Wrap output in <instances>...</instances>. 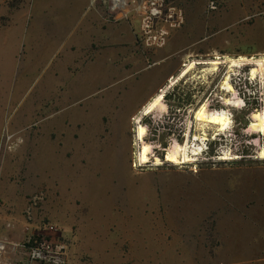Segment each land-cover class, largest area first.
Listing matches in <instances>:
<instances>
[{"label":"rangeland","instance_id":"374dc122","mask_svg":"<svg viewBox=\"0 0 264 264\" xmlns=\"http://www.w3.org/2000/svg\"><path fill=\"white\" fill-rule=\"evenodd\" d=\"M151 1L116 6L114 0H0V193L9 194L4 184L10 181L37 191L17 210L0 198V264H54L32 258L31 235L66 245V264H97L87 256L71 261L78 227L59 209L65 205L59 186L67 202L88 193L130 212L134 223L126 225L128 233L111 226L108 234L107 225L121 220L115 216L94 221L108 222L101 237L113 249L112 264H264V160L258 159L264 134L250 129L253 114L264 110V86L260 78L251 79V65L235 68L230 83L236 95L222 90L227 64L206 76L210 67L198 65L168 89L166 110L152 112L157 120L170 119L172 130L186 120L188 163L150 166L168 154L160 123L159 133L153 130L155 136L149 137L156 145L149 166L131 165L132 131L126 151L95 148L86 175L69 169L64 143L75 113L89 114L100 104L96 107H106L103 115L127 117L139 99L157 84L159 93L192 61L264 60V0H156L158 13L150 24L153 35L166 33L161 41L149 40L144 31ZM101 63L108 67L107 80L104 75L95 81L98 88L86 99L74 96L80 72ZM232 95L244 103L225 104ZM121 101L129 102L125 109ZM206 102L211 110H227L234 123L226 134L207 132L204 141L193 117ZM176 142L183 146L185 138ZM204 143L207 149L192 152ZM230 150L233 157L217 158ZM162 254L168 258L161 259Z\"/></svg>","mask_w":264,"mask_h":264},{"label":"crops","instance_id":"0c3cea01","mask_svg":"<svg viewBox=\"0 0 264 264\" xmlns=\"http://www.w3.org/2000/svg\"><path fill=\"white\" fill-rule=\"evenodd\" d=\"M107 68L108 67H106L105 64L103 65V63L100 65L95 64L86 66L84 71L80 72L83 76L81 75L80 78L78 77V80L76 77V81L73 83L72 94L80 97L79 99H86L89 97V95L96 88H98V86L94 85L95 81L101 80L104 78V75L105 79L108 76ZM160 87L161 86L157 84L156 88L149 91L147 96L143 97L141 100L139 99L138 101L140 102L136 105L137 109L131 111L127 117H124L119 113L103 115L101 113L106 107L97 108L96 106H101L100 104H95L94 106L92 105L93 108H90L91 113L89 114L75 113L70 121V123H72L69 127L70 137L68 142L64 143V148L65 150L67 148V153L70 155L67 158L69 159V169H78V172L81 175H86L87 167L85 164L88 161H92L95 157L96 150H100V152H102L104 149L112 150L118 146L125 147L126 151L127 147H132L130 135L133 129V119L136 117L135 115L141 110V108L145 107L150 100L157 95L158 91L161 89ZM131 91L133 92L134 90L132 89ZM130 92L127 94L128 99L133 95H130ZM105 103H108V105L113 104L112 101H105L103 105H105ZM128 103V101H121L119 106H121V109H125ZM92 110H94V113L97 115H93ZM95 148L98 149L95 150ZM92 154H94L93 157ZM4 185L9 189V194L3 196V194L0 193V198L6 200V202L9 203V208H12V210L22 209L27 198L37 193V191L31 192L24 189V183L21 186H18L14 185L12 181H10L5 182ZM57 191L59 193V198L62 195L60 200L65 203L63 208L59 207V209L62 210V214L65 216L64 218H69L70 223L72 222L71 219H75L78 227L72 240V263H79L84 256H87L86 258L88 261H92L97 264H106L104 262L105 260L110 261L107 262V264H112L111 259L113 258L110 255V252L113 251V249L111 250L107 241L104 242L101 237V226L108 222L103 221L101 223H97L94 221H96L99 217L101 218V216L102 218L115 216L117 219L120 218L121 220H116L112 222V224L107 225L106 231L108 234H111V226L116 227L120 233H128L125 232L127 231L126 225L134 223L132 219H129L130 212H120L117 209L118 207L111 204L109 200L104 201V204H102L103 200H93V196H89L90 194L88 195V193H81L79 195L75 194L67 202L64 195L61 194L62 186H59ZM125 218H128V220ZM89 236L91 239L88 242L87 248L85 243ZM187 256V254H184L181 259L186 258ZM160 257L161 259H167L168 254H162ZM197 258H199V255L190 256V259L192 260H196ZM99 260H102V262Z\"/></svg>","mask_w":264,"mask_h":264},{"label":"bare ground","instance_id":"6f19581e","mask_svg":"<svg viewBox=\"0 0 264 264\" xmlns=\"http://www.w3.org/2000/svg\"><path fill=\"white\" fill-rule=\"evenodd\" d=\"M124 1L125 0H114L116 6L119 3L123 4ZM224 64H227L228 72H227L225 79H223L224 80L222 83L223 91L236 95L237 92L234 89V87L231 85L232 83H230V80L232 78V75L235 72V68H242L245 65L252 66V68L250 69V76L252 77L251 79H254L257 77L260 78L263 81V86H264V60L263 59H248L246 57L241 56L238 59H233L229 57H225V58L216 57V59H212V60L192 61L189 64H187V66L179 73L177 77L171 78L169 81V84L164 89H162L154 98L150 100V102L143 108L141 115L145 116L155 111L166 110V104L164 103V100H165V95L168 89L171 88L173 85H175V83L178 82L179 80L187 77V74L191 70L199 67L198 65H207L210 67L204 70V74L206 76V75H209L208 73L218 72L220 70L221 65H224ZM196 78H197V75H196ZM205 78L206 77H204L203 79L206 80ZM233 97L229 99L225 98L224 103L227 105H233L237 107H240V105L244 103V101H242L239 97L237 96L236 98L235 97L233 98ZM208 103L207 102L203 103L198 109H196L194 111V117H193L197 128H199V131H202L203 136H200V137L204 141L208 139L207 132L215 131L217 135H221V133L226 134L227 131H229V129L232 127L231 126L232 123H234L232 121L233 119H231L230 114L227 110L225 109L211 110L208 108ZM140 118L141 116L138 115L137 120H140ZM252 118H253V122L250 126V129L252 131L259 132L260 134H264V110L254 113ZM145 135H146L145 127L139 124L137 128V142H136V145L138 146V150L135 152L136 159H137L136 166L138 167L139 166L140 167L149 166L150 164L149 153L151 152V146L144 141ZM202 149H203L202 146H198L197 149H194L192 152L195 154H199L202 151ZM190 150H191V147L188 141L183 146L176 142L174 146H172L168 150L166 161L175 166L186 164L189 161H191V158L189 155ZM258 159L264 160V146L262 147V150L259 153ZM163 164L164 163L159 158L156 157L154 162L150 166H162Z\"/></svg>","mask_w":264,"mask_h":264},{"label":"built area","instance_id":"2783aa9c","mask_svg":"<svg viewBox=\"0 0 264 264\" xmlns=\"http://www.w3.org/2000/svg\"><path fill=\"white\" fill-rule=\"evenodd\" d=\"M151 5V10H150V15L148 16V19L146 20L148 23L145 25V33L148 35V39L149 40H154V41H161L162 38L164 37V35L166 33L162 32L161 34H154L151 31V26L152 24H150L151 18L155 17L158 13L157 10V6L159 5L158 1H151L150 2ZM156 11V13H155ZM146 39V43L149 42V40ZM151 116V117H150ZM146 118H150L149 122H145ZM160 123L162 124V126H164V131L167 133L168 139H167V145H168V149L171 146L172 143H175L176 140L178 139V137H184L185 138V142L184 144L188 141L189 142V134H190V129L186 123V120L181 123L180 127H177V129L172 130L170 127L167 128V126H169V124L171 123L170 119L168 120L167 118H163V119H155V115H153L152 113L149 115H145L142 116L140 120H137V117L133 119V136H134V141H133V155L134 160L132 161L131 165L133 167V169H139V168H143V167H138L136 166V151L138 150V146L136 145L137 142V128L138 125L141 124L145 127L146 129V135L144 137V141L149 144L151 146V152L149 153V157L150 159L153 157L154 154V150L156 148L155 145V141L150 140V135L155 136L153 132V130L157 133H159V127ZM197 145V144H195ZM193 145V146H195ZM198 147V146H197ZM196 147V149H197ZM203 147V146H202ZM204 149H207V143H204ZM168 149H164V151H168ZM203 151V149H202ZM220 155V154H219ZM222 156H217V158L219 159L220 157L223 158V160L227 159V157L229 156V158L234 156V153L230 150L227 153L222 152L221 154ZM163 162V161H162ZM152 163V162H151ZM150 163V164H151ZM163 163H169L166 161V157ZM39 198L36 197L35 199H33V203H36V201ZM29 246L31 248V256L34 260H38V261H44V262H50V263H54V264H66V257H67V247L66 245L58 242V243H48L47 240H45L43 237H36L35 235H31L29 237Z\"/></svg>","mask_w":264,"mask_h":264}]
</instances>
